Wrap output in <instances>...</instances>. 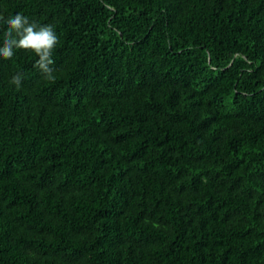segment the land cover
<instances>
[{
    "label": "trees",
    "instance_id": "16d2710c",
    "mask_svg": "<svg viewBox=\"0 0 264 264\" xmlns=\"http://www.w3.org/2000/svg\"><path fill=\"white\" fill-rule=\"evenodd\" d=\"M17 13L60 42L0 58V264H264V0Z\"/></svg>",
    "mask_w": 264,
    "mask_h": 264
},
{
    "label": "clouds",
    "instance_id": "9594fccd",
    "mask_svg": "<svg viewBox=\"0 0 264 264\" xmlns=\"http://www.w3.org/2000/svg\"><path fill=\"white\" fill-rule=\"evenodd\" d=\"M0 22L7 25L2 46H0V58L11 60L16 55L15 50L18 49L34 53L38 57L34 67L39 70L45 80L54 83L56 76L53 54L60 42L54 26L40 25L22 13H17L7 19L0 16ZM23 78V74L17 73L10 83L19 89Z\"/></svg>",
    "mask_w": 264,
    "mask_h": 264
}]
</instances>
